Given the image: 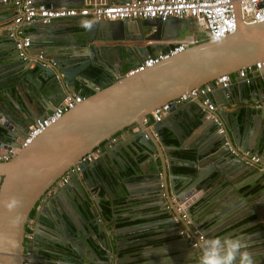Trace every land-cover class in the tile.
I'll return each instance as SVG.
<instances>
[{
	"label": "water",
	"instance_id": "obj_1",
	"mask_svg": "<svg viewBox=\"0 0 264 264\" xmlns=\"http://www.w3.org/2000/svg\"><path fill=\"white\" fill-rule=\"evenodd\" d=\"M126 1L117 0L118 3ZM46 2L63 6L83 4V0ZM235 9L238 18L233 33L219 40L207 39L192 44L132 74H123L121 64L110 63V69H105L98 62L99 57L94 60L85 57L71 65L65 62V57L50 53L57 49L58 40H62L55 35L62 31L58 26L64 19L47 25L33 24L32 30L26 33L31 46L44 48L40 54L45 57L54 54V63L40 59L32 66L30 46L25 50L26 59L19 54L17 43L23 36H6L9 45L0 48V146H6L3 148L20 147L30 126L43 118L47 110L55 108L54 103L51 108H46L50 96L41 93L40 84L37 90L40 102H30V97L23 95L22 103L11 96L9 90L16 86L18 79L34 78L37 83L44 80L47 82L44 86L58 98L77 92L80 85L91 88L96 84L100 89L93 88L82 94L81 103L66 111L8 160L0 161V264H23L24 240L28 238L25 228L31 220L32 210L35 211V225L30 241L37 260L53 254L66 264H77L78 256L100 264L110 263L107 259L111 257L112 248L103 236L104 227L100 221L102 217L105 219L104 206L90 197L93 191L88 194L83 188L84 193L79 192L78 186L82 185L77 174H71L72 184L55 188L51 196L47 194L81 157L125 129L132 142L130 146L138 153L142 152L146 157L144 161H152L150 171L143 173L142 178L149 181L147 191L156 201L153 207L158 211L157 216L152 214L147 219H163L164 222L162 229L148 231V234L153 233L151 236L122 243L116 238L115 244L111 245L114 249L137 241L142 247L133 255L137 264H200L202 241H198L197 247L191 246V238L197 241L195 230L205 234L206 240L220 233L229 223L247 216L254 217L248 228H256V255L264 262V168L251 165L243 154L249 150L264 159V97H261L264 94V67L254 70L251 77L233 75L264 59V21L246 24L240 17L237 2ZM84 24V36L79 44L87 49L94 46L93 34L101 36L97 39L107 41L134 42L127 47L130 55L125 58L127 67L131 68L148 55L166 50L168 44L162 42L178 39L191 31L195 22L192 17H171L166 21L148 18L94 20ZM223 74L232 75L231 84L216 86L214 80ZM51 83L54 86H50ZM204 85L210 87L206 95L189 97L178 104L173 102L181 94ZM205 98L214 104V110H208L202 104ZM241 101L245 103L244 107L238 105ZM166 102L170 104L169 110L162 121L151 125L143 122L153 109ZM192 107L196 108L193 112L196 120H190L193 116L187 118L184 114ZM176 117H179V125H170L168 122ZM206 123H212L209 128L213 129L209 150L203 153L197 149L189 151L192 158L170 155L171 150L167 148H173L172 151L184 148L182 144L177 145L175 139L182 141L185 133L193 131L194 125ZM132 126L138 130L132 131ZM220 127L222 131H219ZM165 128L169 133L164 131ZM125 139H117L103 154L115 152L117 159L122 161V148L131 153L128 146L122 147L126 144ZM98 163L99 159L82 163L81 172L95 168ZM117 180L119 183V178ZM242 180L240 185L236 183ZM105 181L101 183L107 192L106 199H113L115 195L120 197L122 187L110 178ZM71 188L82 201L73 198L72 205L67 207L61 194L67 195ZM13 202L12 208L7 207ZM204 223L208 226L204 227ZM181 226L186 230L182 236L179 234ZM174 245L177 247L167 252L168 247ZM100 249L105 251V261L97 259L96 250ZM87 253L91 257H87ZM170 256L173 257L167 259ZM35 264L44 263L36 261ZM112 264L121 263L114 260Z\"/></svg>",
	"mask_w": 264,
	"mask_h": 264
},
{
	"label": "crops",
	"instance_id": "obj_2",
	"mask_svg": "<svg viewBox=\"0 0 264 264\" xmlns=\"http://www.w3.org/2000/svg\"><path fill=\"white\" fill-rule=\"evenodd\" d=\"M83 2H85V0H83ZM113 2H117V0H113ZM7 3H9L10 5H8ZM1 4L2 6H0L1 7L0 13L2 14H0V48H2L3 46L9 45V43H7L5 38L6 36H9L10 31H15L16 33L17 31L20 30L19 27H14V24H13L14 7L11 4V2L0 0V5ZM3 4H6V5H3ZM78 4L77 5H64V6H78ZM6 9H8L9 11L6 12L7 11ZM10 14L12 15L9 16ZM59 21H62V19H60ZM85 21L88 23L94 20L91 18H87V17L86 18L76 17V18L64 19V23L58 26L60 27V29H62V31L60 33H56L55 35L58 38H62V40L60 39L58 40L59 45L57 49L52 50V52L50 53H54L55 55H57L58 53L57 55L58 57L59 56L65 57V62L71 65L73 64L76 65L78 61L83 60L85 57L89 59L91 58V60L92 59L94 60V57H99L97 58L98 62L102 64V66L107 70L110 69L109 68L110 63L111 64L115 63L116 65L121 64L123 67L124 66L126 67V69L123 70L122 72L128 71L129 68L126 65L127 59L125 58H126V55H130V54L128 53L127 47L131 46L134 42L125 41V40L123 41L108 40L107 41V40L97 39V37H101V36H99L98 34L97 35L93 34L92 37L94 39L93 40L94 46L93 48L90 47L87 49V46H82L79 44V42L83 40ZM194 26L192 27L191 31L185 32V34L183 35L190 34V33L192 34L194 30ZM30 30H32V28L24 27L23 33H27ZM155 43L157 42H153V44ZM41 50H44V48L35 46V45H32V46L30 45V55L29 56L33 58L31 59V61H33L32 66H34L38 62V55H42L43 56L42 59L49 60L50 62L54 63V61H52L54 54L52 55L47 54L49 56L45 57L43 54H40ZM123 60L125 61V63H123ZM111 70H112V73L113 72L115 73V70L113 69ZM252 72L248 74V77H251ZM236 73L233 75L235 76ZM45 83L47 82H45L44 80L42 81V83L40 82L37 83L34 80V78L33 79L25 78L22 81L21 79H18L16 81V86H14L9 91L11 92V96L16 98L17 100H20V102L22 103H24L22 100L23 95H25V98L30 97L28 99L30 102H38V101L40 102V99H41L40 93L37 91L39 88V84H40L41 93H43L44 96L46 95L50 96L47 99L48 105L46 108H51L52 103H54V105L56 106L57 104L61 102L63 98H58L57 96H53V94L49 91V89L44 86ZM95 85L91 86V88H88L85 85L83 87L92 90L93 88L95 89ZM50 86H54V85L51 83ZM259 86L262 87L261 82H259ZM77 89H78L77 92L82 91L81 90L82 87H78ZM98 89H100L99 86H98ZM69 93H72V92H69ZM261 97L263 98L264 94H262ZM8 98H10V96H8ZM4 100L5 99L3 98V101ZM234 100L236 101L237 98ZM8 101L10 100L8 99ZM238 105L241 107H244L245 103H242L241 101V103H238ZM222 107L224 108V106ZM195 110L196 108L192 107L190 108V110L187 111V114L186 112L184 114L187 118L188 116H193L192 119L190 120H193V119L196 120L195 115H193V112H195ZM227 110H230V108H227ZM49 111L51 110L49 109L46 112H49ZM177 120H179V117H176V119H172V121L168 123H170V125L173 123L177 125L178 124ZM206 124L207 125H200V126L194 125L193 126L194 129H192L193 131H191L190 134L185 133V137L182 141H178V139H175V142L177 143V145L182 144L184 145V148L180 149L181 151H178V150L172 151L173 148L169 147L167 149L168 151L171 150L170 155L180 156L182 153H190L189 151H194V150L196 151V149L197 151L198 150L202 151V153L205 152L206 150H209V148L211 147L210 146L211 143H209L210 142L209 136H211L210 131H212L213 129L212 127L209 128V126L212 125V123H206ZM220 129L222 128L220 127L219 131ZM164 131L169 133L168 128H165ZM119 135H120L119 138H123V139L125 137L127 138L125 139L126 144L125 145L123 144L122 147L128 146L131 153H129L128 151L122 148L123 160L119 161L117 159V156H116L117 154L115 152H112L111 154H107V153L105 155L103 154L107 151L109 147H111V146H107V144L106 145L104 144V146H101L102 152L100 156L102 155L101 164L103 166L112 165V167L115 169L114 171L118 173V178L120 182L118 183V181H116L117 179H113V180L116 182L117 186L122 187V191H121L122 193H121L120 198L119 196H116L115 194H113L116 197L114 196V198L110 200L106 199L107 192L101 183L102 181H105V180L100 179L93 173H91L90 175L91 177L90 183L85 182L83 179L82 181L84 182H82V186L85 189L86 193L88 194L90 193V190L93 191V193L90 194V197L94 198V200L96 201L99 200L102 205H105L108 207V210H109L108 213L107 214L104 213L105 219H103L102 217L100 218V221L102 222V226L104 227L103 236L106 239L107 244L110 246V248H112L111 257L107 259L110 261L109 264H112V261L114 260L120 261L121 264H137L136 263L137 260H135L137 258L134 257L133 255H136V253H138L141 250L142 247L140 245L138 246V244L140 243L136 241L127 246H122L120 248L118 247L117 249H114L113 246L111 245L115 244L114 241L116 238H118L120 240V243H122V241L124 242L135 241L137 240V237L143 238V237L151 236L153 235V233L148 234V231L153 232L157 229L158 230L162 229L163 228L162 223L164 222V220L155 219L154 221H148L147 219L148 217H151L152 214L157 216V211H158L155 207H153L156 201L154 200L153 197H151V195L147 191V185H149V181H147L148 179L146 178H142L143 173H147L150 171L149 164L152 161L151 160L144 161L146 157L143 156L142 152L138 153L133 147L130 146L132 142H130L129 138L127 137L128 135L127 129L120 132ZM3 147H6V146L1 145L0 151L6 150V148H3ZM248 152L253 153L249 150ZM115 165L116 166L118 165V168L114 167ZM126 169H130L131 173L124 174L125 171H129ZM88 170L89 171L91 170L92 172V168H88ZM243 181L244 180L240 182H236V183L240 185ZM105 184L107 188L110 189L111 192L113 193V189L111 188V186H109V183L105 181ZM80 188H78V191L84 193L83 189L80 190ZM77 194L78 193L74 189L71 188V190L67 193V195L61 198L63 200L62 202L67 207H69L70 205H72L70 202H72L71 200L73 198H77V197L78 199L80 198L79 195ZM79 200L82 201V199H79ZM253 220H254V217L245 216L244 218L238 221L229 223L228 225L224 227V229H222V231H220V233H216L215 236H213L212 238L240 239L243 243L247 245L246 249L244 250L249 251L252 254L255 264H264V262H261L260 258L257 257L256 255L257 250L255 249L257 248L255 247V243H257L258 241L254 239V236H255L254 232L256 228L255 229L248 228V226L251 223H253L252 222ZM136 224H142V225H140V227L139 226L136 227L135 226ZM34 225H35V221L32 222L33 230H34ZM129 226H133V227H129ZM203 226L207 227L208 224L204 223ZM181 228L182 227H180V229ZM33 230H32V235H33ZM203 235L205 238V234ZM177 241H180V239L177 238ZM176 247H177L176 245L169 246L167 252L172 251ZM96 255L98 256L97 257L98 260H103V261L106 260V258L104 257L105 255L104 250L102 249L96 250ZM173 256L167 257V259H170ZM177 256L178 255H175L174 257H177ZM87 257H91V255L87 253ZM200 257H202V253L200 254ZM57 261H62V260L55 259L53 260L54 264H56ZM83 262L85 264H100L99 262H96L94 260H89V259H84Z\"/></svg>",
	"mask_w": 264,
	"mask_h": 264
},
{
	"label": "built area",
	"instance_id": "obj_3",
	"mask_svg": "<svg viewBox=\"0 0 264 264\" xmlns=\"http://www.w3.org/2000/svg\"><path fill=\"white\" fill-rule=\"evenodd\" d=\"M10 1L14 7L13 24L14 27H19V31H10L9 36L22 35L23 39L17 43L20 49V56L26 59V48L30 45V38L23 33V28L30 27L33 24L47 25L53 21L67 18L87 17L93 20H123V19H148L156 18L160 21H166L168 18L175 17L178 19H185L192 17L195 25L200 29L201 36L195 37L193 34L180 36L176 40H171L166 50L157 51L152 55L144 58L139 65L128 69L126 74H132L140 71L145 67H149L159 62L162 59L175 55L188 46L198 43L202 40H219L228 34L233 33L237 28L238 14L235 9V2L238 3L240 9V17L246 24L264 21V0H128L123 3L111 2L108 0H85L83 4L78 6H63L56 5L53 2H46L45 0H3ZM42 55H38V60L42 59ZM33 63V62H32ZM264 67V59L257 61L254 65L243 67L239 69L235 75L240 78H245L254 70ZM232 82V76L223 74L214 80V84L219 87H226ZM98 89V86H95ZM210 91L208 85L200 88H194L189 92L181 94L174 103H179L187 100L189 97L196 98L201 95H206ZM84 96L81 92L68 93L59 104L55 106L52 111L37 119L29 128L20 147L6 149L0 151V161L8 160L11 155L15 154L21 147H26L39 134H41L51 124L56 122L62 115L73 109L78 103H81ZM208 110H214V104L208 98L202 101ZM169 103L166 102L161 106L153 109L149 115L143 118L145 124L151 125L163 120L169 110ZM132 130L137 131L138 127L133 126ZM222 131V129H220ZM120 137L119 133L105 142V145L111 146L113 142ZM101 146L81 157L74 166L68 168L65 173L55 182L48 193H51L55 188L62 187L65 182L71 177V174L79 175L81 173L80 165L82 163H92L101 154ZM249 159L251 165H259L264 168V159L259 155L244 153ZM186 219V214L182 215ZM32 220L28 222L30 232L28 238H32ZM189 222V221H188ZM179 230L181 235L186 233L183 226ZM197 241L191 238V245L197 247L198 241L204 240V235L198 230ZM187 236H190L187 233ZM42 263H47V259H38ZM37 261L33 255L32 247L28 243L24 248L23 264H34ZM53 262V261H52ZM62 261H57L56 264H61Z\"/></svg>",
	"mask_w": 264,
	"mask_h": 264
},
{
	"label": "clouds",
	"instance_id": "obj_4",
	"mask_svg": "<svg viewBox=\"0 0 264 264\" xmlns=\"http://www.w3.org/2000/svg\"><path fill=\"white\" fill-rule=\"evenodd\" d=\"M13 206L14 202L7 205ZM246 247L240 239L208 238L201 243L200 264H255L252 254L244 250ZM61 264L66 263L62 260Z\"/></svg>",
	"mask_w": 264,
	"mask_h": 264
},
{
	"label": "flooded vegetation",
	"instance_id": "obj_5",
	"mask_svg": "<svg viewBox=\"0 0 264 264\" xmlns=\"http://www.w3.org/2000/svg\"><path fill=\"white\" fill-rule=\"evenodd\" d=\"M171 41H166V42H162V43H167L169 44ZM153 43V42H152ZM158 43V42H157ZM126 67L124 66L122 71L125 70ZM133 127V126H132ZM132 127L130 128L132 130ZM129 129V130H130ZM97 159H99V163L95 166V168L92 169V172L91 170L89 171L88 169L84 170L85 173H80L79 175H77V178L80 182V185H82V182H87V183H90V175L91 173L95 174L97 177H99L100 179H104L106 180V178H110V179H117L118 178V173L116 171H114L115 169L112 167V165H102L101 162H102V155L99 156ZM114 167H117L118 168V165L114 166ZM84 179V181H82ZM70 180H71V177L68 179L67 182H65V184L62 186V187H58L59 189L60 188H64L65 186H67L68 184H72L70 183ZM114 181V180H113ZM77 188V186H76ZM78 188H80V186H78ZM83 189V186L80 188V190ZM55 192V191H54ZM53 192V193H54ZM48 196H51V193H48L47 194ZM61 196H65V194H61ZM35 218V214L32 218H30L32 221L34 220ZM34 222V221H33ZM27 226V225H26ZM30 244L32 246V241H30V239H25L24 240V248H26L27 244ZM33 247V246H32ZM33 251V250H32ZM78 256V255H77ZM40 259H47L48 262L45 263V264H54V262H52L53 260L55 259H52V258H49V257H42ZM79 259V260H78ZM84 259H81L80 256L77 257V261L76 263L77 264H85L84 262ZM36 263V262H35ZM34 263V264H35Z\"/></svg>",
	"mask_w": 264,
	"mask_h": 264
},
{
	"label": "trees",
	"instance_id": "obj_6",
	"mask_svg": "<svg viewBox=\"0 0 264 264\" xmlns=\"http://www.w3.org/2000/svg\"><path fill=\"white\" fill-rule=\"evenodd\" d=\"M95 69L93 68L92 69V71H94ZM84 85H80V86H78V87H82V91H81V93L82 94H87V93H89L91 90L90 89H88V88H84L83 87ZM104 144H105V142L104 143H102V145L101 146H104ZM180 156H183V157H186V158H192L193 156L191 155V154H188V153H182ZM126 170H129V171H125L124 172V174H130L131 172H130V169H126ZM121 176H122V174H121ZM118 179V178H117ZM116 181H118V180H116ZM120 198V197H119ZM120 200V199H119ZM104 206V213L105 214H107L108 213V207L107 206H105V205H103ZM34 210H32L31 212H30V214H29V218H32L33 216H34ZM25 230H26V233H29L30 232V230H29V227H27L26 226V228H25ZM48 257L49 258H52V259H59V257L58 256H56V255H53V254H50V255H48ZM62 259V258H61ZM60 260V259H59Z\"/></svg>",
	"mask_w": 264,
	"mask_h": 264
},
{
	"label": "rangeland",
	"instance_id": "obj_7",
	"mask_svg": "<svg viewBox=\"0 0 264 264\" xmlns=\"http://www.w3.org/2000/svg\"><path fill=\"white\" fill-rule=\"evenodd\" d=\"M199 32H200V34H201V31H200V29H198V27L197 26H194V30H193V35L195 36V37H198V36H201L200 34H199ZM190 33V32H189ZM187 35V34H186Z\"/></svg>",
	"mask_w": 264,
	"mask_h": 264
},
{
	"label": "bare ground",
	"instance_id": "obj_8",
	"mask_svg": "<svg viewBox=\"0 0 264 264\" xmlns=\"http://www.w3.org/2000/svg\"><path fill=\"white\" fill-rule=\"evenodd\" d=\"M29 46H30V45H29ZM26 49H27V48H26ZM124 73H127V71H126V72H123V74H124ZM120 75H121V74H120Z\"/></svg>",
	"mask_w": 264,
	"mask_h": 264
}]
</instances>
